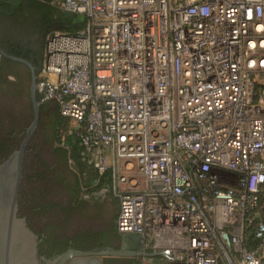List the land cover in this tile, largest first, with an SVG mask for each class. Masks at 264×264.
Listing matches in <instances>:
<instances>
[{"label": "built area", "instance_id": "1", "mask_svg": "<svg viewBox=\"0 0 264 264\" xmlns=\"http://www.w3.org/2000/svg\"><path fill=\"white\" fill-rule=\"evenodd\" d=\"M54 3L86 22L46 35L37 93L108 175L117 231L167 264H261L264 0Z\"/></svg>", "mask_w": 264, "mask_h": 264}, {"label": "flooded vegetation", "instance_id": "2", "mask_svg": "<svg viewBox=\"0 0 264 264\" xmlns=\"http://www.w3.org/2000/svg\"><path fill=\"white\" fill-rule=\"evenodd\" d=\"M47 30L48 26L37 15L34 6L24 4L12 13L0 12V128L9 127L24 132L20 146L26 137L27 128L34 119L33 106L31 119L27 100L31 86V66L40 71L45 48L43 36ZM40 109L38 126L29 141V144L35 143L39 147L46 144L51 137L59 111L50 107ZM30 147L32 148V145ZM1 154L0 151V159L3 158ZM33 196V192L30 191L21 195L19 215L25 217L28 225L39 235L38 249L43 264L48 260L53 261L71 249L93 251L109 246L121 248L135 245L133 239L130 240L115 230L116 208L109 189L93 191L88 188L80 197L79 207L71 211L57 206V201L61 200L57 192L42 193L38 198ZM44 196L45 201L42 199ZM63 196L62 200L67 201L71 198L70 193ZM49 202L55 205L45 208V213L51 215L53 222L50 221V217L46 219L43 214L38 213L40 206ZM140 259L141 256H105L99 263L96 260L89 263L88 259L81 261L85 264H139L137 260ZM77 264H80L79 261Z\"/></svg>", "mask_w": 264, "mask_h": 264}, {"label": "trees", "instance_id": "3", "mask_svg": "<svg viewBox=\"0 0 264 264\" xmlns=\"http://www.w3.org/2000/svg\"><path fill=\"white\" fill-rule=\"evenodd\" d=\"M12 8L8 11L10 13L16 11L19 7L26 4V6H34L37 15H39L45 24L48 26V30L44 35V41L46 35L54 30L66 31L70 33H77L85 26L86 18L82 14L73 13L62 9L54 3V0H10ZM45 49V48H44ZM40 66V63H38ZM38 99L41 97L38 95ZM29 103L30 117H33L32 105L30 100V92L27 97ZM50 107L57 109L56 104L52 102H41V108ZM61 120V125L59 121ZM31 122V120H30ZM64 123V125H63ZM59 125V126H58ZM68 125L67 120L63 119L60 112H57L54 130L51 137L46 144L39 145L30 143L27 147L26 156L24 160V171L23 181L20 190L21 195L25 192H33L34 198H38L42 193H56L60 196L61 200L57 201V206L66 211H71L79 207L81 202V195L85 193V189L89 187L87 180L83 179V174H88L91 177L93 183L96 184L95 188H89L90 190L102 191L105 189L111 192V181L108 175H100L93 168L88 167L81 161L80 148L77 143L74 142L72 136L68 137V148L62 147L57 144L58 132L60 126L66 128ZM0 151L3 158L0 159L2 162L6 159L14 149L20 146V143L24 137V132H18L16 129L9 127L0 128ZM16 145V147H14ZM32 145V148L30 147ZM38 146V148H36ZM14 147V148H13ZM10 148H13L10 150ZM26 185V186H25ZM38 192V193H37ZM70 193L71 198L69 200L64 199L63 194ZM48 195V194H47ZM62 195V196H61ZM19 198V201H20ZM114 200V206L116 208L115 214V230L116 220L119 213V202L112 196ZM45 201V196L42 198ZM36 201H38L36 199ZM54 203H46L44 206H40L38 210L39 214H43L46 219L51 216L49 213H45V208H51ZM258 211L262 217H264V184L262 185V191L259 197ZM50 221L53 220L50 217ZM254 228L251 226L245 232V243L250 249H255L259 246V240L253 235Z\"/></svg>", "mask_w": 264, "mask_h": 264}, {"label": "water", "instance_id": "4", "mask_svg": "<svg viewBox=\"0 0 264 264\" xmlns=\"http://www.w3.org/2000/svg\"><path fill=\"white\" fill-rule=\"evenodd\" d=\"M26 62L23 59L13 57ZM30 99L34 111V119L27 128L26 137L21 146L13 151L9 157L0 162V264H43L38 244L39 235L28 225L25 217L19 215V198L23 181L24 160L29 141L35 132L39 119L41 101L38 99L37 79L38 68L31 66ZM122 235L133 239L132 246L121 248L106 247L99 250L83 251L71 249L59 255L46 264H85L82 259L98 261L101 257H128L141 256L153 258L160 256V252H148L143 247V236L138 233H123ZM234 261L233 256L229 253ZM82 258V259H81ZM46 262V261H45ZM235 262V261H234ZM237 264V263H235ZM264 264V260L261 262Z\"/></svg>", "mask_w": 264, "mask_h": 264}, {"label": "rangeland", "instance_id": "5", "mask_svg": "<svg viewBox=\"0 0 264 264\" xmlns=\"http://www.w3.org/2000/svg\"><path fill=\"white\" fill-rule=\"evenodd\" d=\"M57 6H58V5H57ZM43 37H44V36H43ZM82 176H83V179H84V180H87V183H89V187H88V188H92V189H93V188L96 187V184L93 183L92 180H91V177H92V176L89 177L88 174H87V175H86V174H83ZM230 184L238 187L241 183L239 184V181H238V179H237V180L232 181ZM88 188H86V190H87ZM142 258H143V257H141V259H142ZM262 258H263V260H264V252H263ZM141 259H140V260H137V262H138L139 264H143L142 260H143L144 258H143L142 260H141ZM263 260H262V261H263ZM148 261H149L150 264H167V263H165V262L163 261V259H162L161 256L153 257L152 260L149 259Z\"/></svg>", "mask_w": 264, "mask_h": 264}, {"label": "crops", "instance_id": "6", "mask_svg": "<svg viewBox=\"0 0 264 264\" xmlns=\"http://www.w3.org/2000/svg\"><path fill=\"white\" fill-rule=\"evenodd\" d=\"M10 0H0V12L10 13L8 10L12 8ZM103 257H101L102 259ZM145 261V259L143 260Z\"/></svg>", "mask_w": 264, "mask_h": 264}]
</instances>
